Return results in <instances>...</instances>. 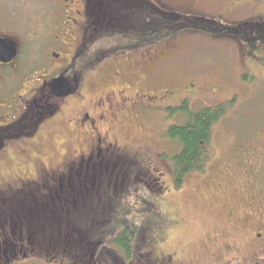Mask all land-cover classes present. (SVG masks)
<instances>
[{"label": "flooded vegetation", "instance_id": "1", "mask_svg": "<svg viewBox=\"0 0 264 264\" xmlns=\"http://www.w3.org/2000/svg\"><path fill=\"white\" fill-rule=\"evenodd\" d=\"M56 12L60 19L40 24L29 40L38 45L41 35L46 47L59 51L46 53L40 76L34 78L26 69L31 61L21 63L25 70L17 67L19 42L11 40L16 57L0 63V160L8 158L11 148L24 153L18 168L0 174V264H171L170 257L151 255L162 215L148 190L151 184L154 193L164 192L163 174L145 163L152 146L158 148L165 136L150 128L151 146L132 148L118 128L125 118L142 122L143 129L165 109L176 110L182 101L174 104L173 91L161 86L133 89L139 79L124 75L126 64L113 67L119 84L109 86V80L104 81L97 93L87 94L88 64L83 70L76 67V59L89 48L84 37L90 30L97 31L89 20L87 0H60ZM66 50L71 53L62 59ZM114 52L101 50L91 65L105 62L107 66ZM46 130L50 136L44 139ZM58 131L63 133L61 149L52 142ZM254 146L246 153L241 147L234 149L232 164L224 153L227 157L218 160L215 170H207V161L189 175L213 174L210 178H218L220 193L231 188L234 172L246 171L245 189L258 195L261 191L264 197L259 183L264 184V133ZM163 154L160 158L166 161ZM183 177L178 182L172 172V184L179 186ZM138 203L153 206L147 209L144 223L129 225L126 213L136 212Z\"/></svg>", "mask_w": 264, "mask_h": 264}, {"label": "rangeland", "instance_id": "2", "mask_svg": "<svg viewBox=\"0 0 264 264\" xmlns=\"http://www.w3.org/2000/svg\"><path fill=\"white\" fill-rule=\"evenodd\" d=\"M143 1L164 11L209 19L210 22L227 27L258 23L263 37L260 41L250 42L253 43L250 45L244 40L246 34L241 29L213 34L203 30L183 29L162 42L151 46L144 44L137 49L133 47L136 32H127L129 27L117 30L116 33L99 34L90 30L83 40L89 48L76 59V67L82 70L88 64L84 71L87 83L85 91L87 94H95L108 80L109 86L119 84L113 67L119 69V65L126 64L122 69L127 73L124 75L139 79L134 82L133 89L161 86L173 91L174 104H178L179 100L188 102L192 112L223 103L226 113L211 128V136L206 145V156L210 164L206 168L209 171L212 168L215 170L218 160L221 161L226 155H229V164H232L230 160L235 158L232 154L234 149L241 147L239 150L246 153L249 150L246 148L253 147L254 141L261 139L264 133V0ZM59 2L0 0V35L19 42L17 67L22 68L21 63L31 61L26 69L31 71L30 74H35L34 78L41 75L39 69L44 64L46 53L59 51L52 46L46 47L47 42L41 35L40 42L37 40L38 45L29 40L33 34H37L35 32L39 31L40 24L60 19L56 14ZM109 23L103 27H108ZM124 24L126 26V22ZM62 40L66 45L69 44L64 37ZM109 49L115 52L106 61L107 66L105 62L98 67V64L96 67L91 65L90 61L96 54ZM69 53L66 50L62 59H67ZM111 61L114 62L108 66L107 63ZM175 112L176 115H172L165 109L150 121L152 126L147 123L143 129L142 122L123 118L118 128L120 136L132 148L144 144L151 146L147 136L150 128L165 136L156 146L158 148L152 146L148 157H145V163L151 167L157 166L158 172L163 174L161 180L164 192L154 193L151 184L148 190L151 193L150 201L159 208L162 215V222L159 221L162 229L160 233L154 231L155 249L151 255L159 259L170 257L171 264H264V197L261 191L258 195L250 188L245 189L243 174L246 171L234 172L233 185L220 193V181L215 177L211 179L210 176L214 175L209 173L207 176L210 179L192 173L183 177L184 181L182 179L179 186L172 184L170 160L178 153L180 146L170 141L164 131L183 122L184 115L177 110ZM47 130L43 133L44 139L50 136ZM62 135L61 131L52 135V142L57 149L62 148L59 140ZM47 150L48 145L44 147L43 158ZM162 153L166 161L160 158ZM224 153L226 155H222ZM23 156L24 153L22 155L19 150L11 148L8 158L0 160V174L18 168ZM259 183L263 188V182ZM153 204L138 203L136 212L132 210L126 213L125 222L140 226L147 219V209Z\"/></svg>", "mask_w": 264, "mask_h": 264}, {"label": "trees", "instance_id": "3", "mask_svg": "<svg viewBox=\"0 0 264 264\" xmlns=\"http://www.w3.org/2000/svg\"><path fill=\"white\" fill-rule=\"evenodd\" d=\"M87 5L91 16L89 20L99 34L102 32L116 33L117 30L121 31L129 27L126 29L127 32L128 30L136 32L133 47L137 49L144 44L162 42L183 29L203 30L212 34L241 29L246 34L244 40L247 43L260 41L263 37L262 30L260 35V24L258 23L250 26L243 24L227 27L210 22L209 19L204 20L196 16L190 17L173 11H164L143 0H87ZM178 20L180 22L174 24ZM108 23V27L104 28V24ZM176 110L184 115V120L181 124L168 127L165 135L170 141L177 142L180 146L178 153L170 160L172 172L179 182L184 175L201 170L203 164L208 161L205 147L211 136V128L225 115L226 110L222 103L192 112L188 108V102L185 101H182ZM169 112L176 115L175 110H169Z\"/></svg>", "mask_w": 264, "mask_h": 264}, {"label": "water", "instance_id": "4", "mask_svg": "<svg viewBox=\"0 0 264 264\" xmlns=\"http://www.w3.org/2000/svg\"><path fill=\"white\" fill-rule=\"evenodd\" d=\"M17 47L14 42L9 39L0 37V63L8 64L17 55Z\"/></svg>", "mask_w": 264, "mask_h": 264}]
</instances>
